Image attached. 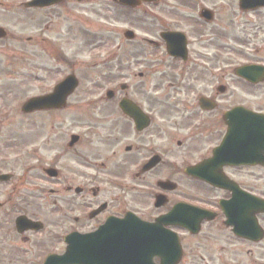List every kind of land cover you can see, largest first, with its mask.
Listing matches in <instances>:
<instances>
[{
  "label": "flooded vegetation",
  "instance_id": "obj_1",
  "mask_svg": "<svg viewBox=\"0 0 264 264\" xmlns=\"http://www.w3.org/2000/svg\"><path fill=\"white\" fill-rule=\"evenodd\" d=\"M26 1L0 0V25L7 28L0 41L11 38L9 42L18 44L20 55L26 53H22L24 36L11 27L37 26L42 21L51 24L59 11L68 16L74 2L60 0L49 7H27ZM115 6L119 14H146L144 18L155 30L141 37L148 51L132 52L130 59L149 63L142 64L138 73L128 67L121 79L129 77L130 83L99 85L98 96H89L85 111L99 104L104 112L102 118L91 119L98 120L91 125H105V133L103 128L89 129L91 151L85 152V134L76 145H69L67 137L56 132L47 138V143L56 142L61 148L51 154L47 165L39 158L42 170L57 168L54 180L49 181L54 186L49 192L60 196L54 206L61 213L52 216L51 235L56 236V232L64 238L75 231L90 233L109 219L132 213L150 223L158 220L155 232H141L150 235L146 239L150 248L165 247L178 255L176 264H264V139L257 132L260 126L239 125L241 117H236L235 133L229 137L232 127L227 117V112L242 107L264 118V81L251 84L236 75L237 67L244 64L264 67V41L254 39L258 44L252 47L253 39L240 38L234 48L229 35V31L235 34L232 29L237 26L263 27L264 21L255 24L249 16L262 18L264 7L246 10L240 0H155L136 8ZM176 31L187 38V52L180 56L168 53L162 37L163 32ZM102 55L99 64L111 56ZM120 58L119 53L116 62ZM155 61L162 63L152 64ZM38 74V70L33 71L29 78L38 82L42 91ZM62 75L56 77V83ZM136 75L147 81L136 83ZM154 77L159 78L157 83ZM225 77L231 80L224 81ZM162 80L167 83L160 84ZM53 87L36 94L48 93ZM109 90L114 93L107 100ZM73 96L65 107L48 112L64 111ZM122 100L133 103L136 115L123 111ZM64 121L59 118L57 123ZM80 146L81 152L76 150ZM66 151H75L78 156L70 169L60 160ZM10 183L0 182L1 188L6 186L0 210L8 205ZM177 205L176 215H169ZM165 215H169L167 221L160 222ZM12 227L18 241L30 239ZM47 227L44 220V229ZM154 233L159 237L155 239ZM18 246L15 248L20 250ZM150 264H162V260L152 256Z\"/></svg>",
  "mask_w": 264,
  "mask_h": 264
},
{
  "label": "rangeland",
  "instance_id": "obj_2",
  "mask_svg": "<svg viewBox=\"0 0 264 264\" xmlns=\"http://www.w3.org/2000/svg\"><path fill=\"white\" fill-rule=\"evenodd\" d=\"M93 2L74 0L72 10L68 13V16L59 11L56 13L58 17L52 20L51 24L42 21L37 26L34 24H21L14 27V29L11 27L14 32H20L21 36H24L22 37L24 42L22 53L26 52L24 55H20L21 51H19L17 43L9 42L11 38L0 41V51L3 52H0V61L3 60L1 66L5 70L0 69V172L14 174L13 184L9 185V196L6 197L8 201L14 199L12 197L19 190L27 194V197L24 200L22 199L19 210L17 209L9 217L3 215L0 217V264H40L41 258L46 253L64 249V243L60 237H57V233L54 232L56 236L51 235L54 229L53 222H51L53 221L52 216L54 217L56 216L54 213H58L54 202L58 203L60 196L57 197L49 192L50 188L54 186L49 183L39 166V158L45 163L44 165H47L46 163L52 160L51 154L61 150V148L56 142L47 143L46 138H49L50 134L54 132L62 137H67V139H70L72 132L80 135L85 134V138H87L85 152L91 151L92 144L89 141V129L97 128L99 131L103 128V133H105V125H91L97 123L98 120H90L102 118L104 112L101 109L98 110V108L97 110L93 108L85 111L86 104L90 102L89 96L92 94L98 96L99 88L97 87H102L99 85L106 87L110 84L118 86L126 80L127 83H130L129 77L121 79L126 75L128 67L138 73L142 68V64L149 63L130 59L133 45L138 44L147 47L141 37L144 35L145 25L147 24L148 27H152V25L149 26L150 23H148L147 18H144L145 14L141 11H138L136 15H130L125 11L119 14L112 0H96ZM101 3L106 8H102ZM48 15L50 14L48 13ZM249 18L255 24H260V21H264V14L262 18H256L255 16H249ZM127 27L136 28V32L139 34L136 40H124L122 30ZM152 28L147 30L149 34L155 31ZM232 30L235 34L229 31V35L231 36V45L234 48L237 47L235 42L240 41V38L253 39L255 42H252V47L256 46L254 45L257 43L256 40L264 41V26L257 28L252 27L251 24V26H240V28L237 26ZM29 37L31 38L29 39ZM120 42H123L122 49H120V60L116 62L115 57H113L114 59L107 58L103 64L98 66L101 51L113 49L118 51ZM34 47L37 50L35 54ZM19 59H23L20 61L21 66L25 68V70L22 68L23 72L33 73V71H39L40 74L37 77L39 76L41 80L40 84L43 90L53 86L56 77L75 72L80 79V86L69 100L68 108L52 116L47 112L27 114L22 112L21 107H16L20 105L24 97L43 91L39 90L37 87L38 82L34 79L23 76H19L20 79L17 78L18 76L12 70L16 68L18 71L21 68L19 67ZM116 63L119 64V67ZM157 63L161 64L162 62L155 61L152 64ZM120 70L122 73H120ZM4 72L5 74H2ZM134 77L136 83L147 81L137 75ZM170 78L167 77L166 79ZM154 79L155 83L159 80L158 77H154ZM224 79L227 82L231 80L229 77ZM165 80H162L160 84H166ZM12 83L13 85H11ZM234 84L244 85L242 82H234ZM84 86L92 88L91 92L86 87L84 90ZM94 99L96 100L97 97ZM99 111L102 114L101 116ZM52 118L58 120L57 122H59V118H64L67 121L57 123L53 122ZM53 125L55 129H52ZM106 128H109V126L106 125ZM82 149L83 146L76 148L80 152ZM74 152L66 151L60 157L65 169H70L71 166H75L77 163L78 156L73 154ZM2 189H6V186L4 188L0 187V200L4 199ZM63 204H65L64 208L68 207L67 203ZM19 213H27L30 217L46 220L48 223L47 229L43 228L39 232L27 233L30 239L24 243L21 240L18 241V235L12 224L14 226V218ZM59 213L61 212L59 211ZM58 229L60 228L57 227ZM44 243H46V246ZM18 244L21 246L20 250L16 249Z\"/></svg>",
  "mask_w": 264,
  "mask_h": 264
},
{
  "label": "water",
  "instance_id": "obj_3",
  "mask_svg": "<svg viewBox=\"0 0 264 264\" xmlns=\"http://www.w3.org/2000/svg\"><path fill=\"white\" fill-rule=\"evenodd\" d=\"M39 1L46 0H34L30 5H42L38 3ZM55 0H49V2H54ZM127 3H135L134 0H124ZM244 1V0H242ZM252 3H257L261 0H251ZM46 3V2H43ZM244 7V4H242ZM168 49L170 53L175 55H180L184 53V42L182 40L174 39L173 36L169 34L168 38ZM247 69V68H246ZM241 75L245 77H250L249 72H241ZM78 85V80L75 76H70L66 81L62 82L56 89L53 94L43 97L32 98L27 102L24 107L25 111H33L35 109H42L46 107H60L65 103L67 96L72 93V91ZM244 117L249 118V120H244L247 122V127L258 126L253 124H260L264 128V120L262 115H254L252 113H243ZM242 114V115H243ZM254 116V117H252ZM253 119V120H252ZM244 125V123L242 122ZM241 125V123H239ZM246 127V128H247ZM260 137L264 139V129L260 131ZM77 137H74L76 140ZM263 143V141H260ZM256 148V152H259ZM259 153V157H261ZM3 178H8V176H3ZM17 225L21 231L26 229L35 228L38 229L37 223L32 222L26 216H20L17 219ZM148 226V225H147ZM151 228V226H150ZM114 231L113 235H108L104 232L94 233L93 235L88 236H78V237H67L66 240L69 243L67 251L64 255H53L50 256L45 264H143L141 263L146 260V264H150L151 257L156 254H161L165 259V264H172L177 261V258H171L174 254L173 251L166 248L162 249L154 246L150 248L148 243L145 241L142 242L143 245H140L137 242L133 241L135 237L134 228L129 224H120ZM121 230V231H120ZM154 250L152 255L150 252Z\"/></svg>",
  "mask_w": 264,
  "mask_h": 264
}]
</instances>
